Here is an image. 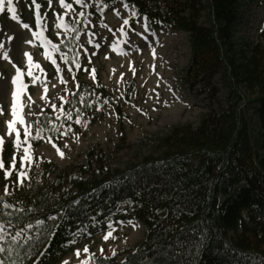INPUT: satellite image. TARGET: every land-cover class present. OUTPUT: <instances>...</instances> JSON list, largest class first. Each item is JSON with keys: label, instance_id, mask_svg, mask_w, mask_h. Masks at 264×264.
<instances>
[{"label": "trees", "instance_id": "16d2710c", "mask_svg": "<svg viewBox=\"0 0 264 264\" xmlns=\"http://www.w3.org/2000/svg\"><path fill=\"white\" fill-rule=\"evenodd\" d=\"M124 1L154 25L188 33L184 82L201 85L213 98L218 89L211 81L221 74L223 102L196 126H174L157 138L155 153L122 169H110L101 149L88 150L87 162L68 173H58L52 161L40 162L41 170H30L25 183L1 191L0 259L44 264L93 225L140 220L144 236L123 259L96 255L90 264H264V25L259 41L238 48L241 0ZM202 13L205 25L199 22ZM75 34L56 50L64 52L76 78ZM100 91L96 83H79L66 96L64 111L71 117L94 113L90 101ZM61 126V119L44 111L28 140L36 145L41 138L56 139ZM37 129L41 138L33 139ZM15 180V171L6 180L0 170V185Z\"/></svg>", "mask_w": 264, "mask_h": 264}, {"label": "rangeland", "instance_id": "374dc122", "mask_svg": "<svg viewBox=\"0 0 264 264\" xmlns=\"http://www.w3.org/2000/svg\"><path fill=\"white\" fill-rule=\"evenodd\" d=\"M12 1L15 20L8 7H5L8 0H5L3 11H0V44L3 45L0 47V107L3 108V114L0 115V137L4 139L0 145V160L4 146L10 144L9 161L12 162L15 157L21 171L37 173L41 170L40 162L52 161L58 173H68L72 167L87 162L90 149H101L110 169H122L155 153L158 150L157 138L174 126H196L204 113L217 109L223 102L225 93L220 82L221 74L214 76L211 81L218 89L213 98L201 85L190 88L184 82L183 70L190 57L188 33L169 25H154V22L137 14L135 8L123 0L109 4L103 0H83V3L65 0L72 5L71 9L62 8L59 0H52L51 7L48 0H36L41 5V28L36 27L37 10L33 0ZM239 13L241 19L236 28V44L242 48L247 43L260 40V31L264 25V0H241ZM58 17H63V27H56L60 22ZM108 17H112L113 21L109 22ZM199 22L203 25L207 23L205 13L199 17ZM25 23L29 24L27 29L23 27ZM75 26L79 27V32L74 38L76 58L73 69L78 77L72 78L64 69L63 59L48 45L41 46L40 40L34 38L32 33L43 31L44 36L49 35L53 42H59L69 38ZM29 40L32 42L27 43ZM157 46L164 52L159 56L167 59L173 57L170 64L162 61L167 65L166 74H158L160 63L146 62L143 58H150L149 54L154 53L152 49ZM4 52L8 53L9 60L3 59ZM25 52L31 54L34 64L39 65L38 68H32V76L27 75ZM45 53H50L51 58H47ZM77 64L80 66L77 67ZM13 65L22 69V80L27 85L20 95L24 106L21 114L26 123L16 124L22 141L19 149L15 146V133L8 135L6 126V122L12 119ZM34 77L37 78L35 83ZM153 80H157L154 86ZM79 83H96L102 87V92L95 94L90 101L94 105V113L84 111L71 117L62 106L65 97ZM29 97L34 103L29 102ZM116 108L121 112V117ZM44 111L62 120L58 135L52 141L61 148L64 157L57 154L52 146L54 142L42 138L36 145H32L31 162L24 161L21 167L23 148L27 146L24 143V127L30 126L31 130ZM6 185L8 194L20 183L16 180L5 182L3 186L0 185V194L1 191L6 193ZM109 224L88 228L69 249L49 256L44 264H62L63 261L80 264V260L88 259L89 254L81 251V256L77 258L75 252L76 249L83 250L85 245L91 259L96 255L123 259L125 253L143 238L145 226L139 220L111 224L115 231L105 241L103 236L109 230Z\"/></svg>", "mask_w": 264, "mask_h": 264}, {"label": "snow or ice", "instance_id": "6c2138e0", "mask_svg": "<svg viewBox=\"0 0 264 264\" xmlns=\"http://www.w3.org/2000/svg\"><path fill=\"white\" fill-rule=\"evenodd\" d=\"M5 0H0V11H3V6H4ZM49 3V7H51L52 5V0H48ZM60 6L62 8L65 9H71L72 5L68 4L65 2V0H59ZM76 3H83V0H76ZM33 4H35L36 7V27L37 28H41V16L39 13V9L41 7L40 4L36 3V0H33ZM8 11L10 13H12V19H16V15H15V9L13 8L12 5V0H8ZM58 20L60 21L59 23L56 24L57 28L63 27V17H58ZM125 24L128 23L127 20L124 21ZM23 27L25 29H27L29 27L28 23H25L23 25ZM32 36L36 39H39L41 42V46L43 47H47V45L51 44L52 48L55 49L56 45L52 44V42L50 40H48L44 35H43V31H39L36 32L34 31L32 33ZM27 43H31L32 41H26ZM98 46V45H97ZM0 47H3L2 44H0ZM45 55L47 56V58H51L50 53H45ZM24 56L27 59L28 62V71H27V75L28 76H32V68L33 67H39L38 64H34L33 63V59L31 54H29L28 52L24 53ZM3 59L5 60H9V56L7 52L3 53ZM54 63V61H53ZM15 67V75L12 77V85H13V90L11 93V98H12V103H11V116L12 119L6 122V126H7V134L11 135L12 133H15L16 139H15V146L17 149H19L21 147V139H20V132L19 130L16 128V124L19 123L20 125H25V118L24 116L21 114L22 110H23V104L20 101V95L21 93L27 88V85L23 83L22 80V76L24 75L23 71L21 68L16 67L15 65H13ZM80 65L77 64V67H79ZM92 75L93 78L95 76V69L92 70ZM37 78H33V82L35 83V80ZM61 82L64 83L65 81H63V79L61 78ZM47 90V89H45ZM29 102L30 103H34V101H32V98L29 97ZM53 107H55V105H53ZM3 114V108L0 107V115ZM77 123H79V120H77ZM32 136V132L30 130V126H25L24 127V143L27 144L26 147L23 148V152L24 155L21 157V167H23V162L24 161H28L31 162V150H32V145L30 143H28V138ZM40 130L37 129L35 136L33 137V139H40ZM48 141L51 143V137L48 138ZM4 143V139L3 137H0V145H2ZM52 146L56 149V152L59 156H61V158L64 157V152L61 150V148L56 145L55 143L52 144ZM64 147H67V145H64ZM0 170L4 171V178L7 180L13 173V171L16 172L17 175V179L18 182L20 184H23L24 179L28 178V173L25 171H21L19 169H16V159L15 157H13V160L11 162V166L10 168L6 169L4 166V163L2 160H0ZM5 192L7 193V185L5 186ZM8 205H5V207H7ZM49 219H55V217H49ZM37 224H43V221H37ZM28 227H32L31 225H28ZM108 231L106 232V234L103 236V239L105 241H107L109 238H111L113 236V232L115 231V229L112 228V225L109 224L108 225ZM86 231V229H85ZM23 235V230L16 232V234L12 237L13 241H16L19 237H21ZM90 235V233H89ZM4 240V227L0 226V241ZM70 243H75V241H71ZM5 251L4 247H0V253H3ZM81 251H83V253L85 254H89V258L88 259H81L80 260V264H90V259H91V254L89 253V249L87 247V245H85V247L83 248V250L81 249H76V256L77 258H79L81 256ZM101 252H103V249H101ZM115 254V253H113ZM0 264H6L5 260L0 259ZM12 264H15V261L12 262ZM62 264H68V261H63Z\"/></svg>", "mask_w": 264, "mask_h": 264}, {"label": "bare ground", "instance_id": "6f19581e", "mask_svg": "<svg viewBox=\"0 0 264 264\" xmlns=\"http://www.w3.org/2000/svg\"><path fill=\"white\" fill-rule=\"evenodd\" d=\"M108 21L109 22H112L113 21V18L112 17H108ZM120 49H121V47H120ZM152 51H154V53H150L149 55H150V58H147V56H144L143 58H144V60L147 62H154V64L156 63V62H158V63H160L159 64V66H158V69H157V71H158V74H166V67H167V65H165V64H163V62L162 61H164V62H166L167 64H170V62L173 60V57H169L168 59L165 57V56H159V54H162V53H164L163 51H162V49L160 48V47H155L154 49H152ZM148 54V53H147ZM145 57H146V59H145ZM121 63H122V60H121ZM147 74H145V76H146ZM157 80H153V83H152V85L154 86V84H155V82H156ZM2 82V81H1ZM1 86H2V83H1ZM38 99L40 98V97H37ZM40 100V99H39ZM168 115H170V116H173L172 114H168Z\"/></svg>", "mask_w": 264, "mask_h": 264}]
</instances>
